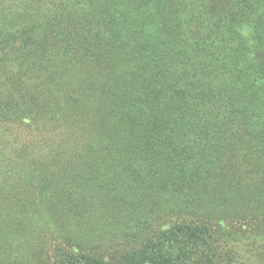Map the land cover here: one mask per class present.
<instances>
[{
  "label": "rangeland",
  "instance_id": "374dc122",
  "mask_svg": "<svg viewBox=\"0 0 264 264\" xmlns=\"http://www.w3.org/2000/svg\"><path fill=\"white\" fill-rule=\"evenodd\" d=\"M63 1L0 0V264L176 229L179 264H264V0H98L88 52Z\"/></svg>",
  "mask_w": 264,
  "mask_h": 264
},
{
  "label": "trees",
  "instance_id": "16d2710c",
  "mask_svg": "<svg viewBox=\"0 0 264 264\" xmlns=\"http://www.w3.org/2000/svg\"><path fill=\"white\" fill-rule=\"evenodd\" d=\"M98 0H65L60 2L52 17L55 19H62L66 24V29H62L61 42L64 52H88L89 38L94 33L93 24L100 26H107V8L119 2L120 0H104L108 7L106 11L102 7V4L96 3ZM153 0H143V2H150ZM260 1V0H259ZM65 2V3H64ZM247 5H250L253 9V5H257L256 0H244ZM112 3V4H111ZM111 4V5H109ZM145 4V3H144ZM115 7V5H114ZM113 7V8H114ZM115 14V11L113 12ZM116 18V17H115ZM110 20V19H109ZM110 25L114 24L113 20H110ZM110 36L113 35V31L110 29ZM120 35V34H116ZM115 36V35H114ZM107 39V38H106ZM105 39V40H106ZM111 39V38H110ZM102 40V41H105ZM187 229H176L160 233L157 236L156 244L149 246L143 252L140 253H128L125 257L126 264H179L178 259L175 256L180 254L182 246L187 245L188 242L193 241L194 237L188 236ZM200 228L190 230L194 235L200 234ZM193 239V240H192ZM162 243L161 246L157 244ZM173 253V254H172ZM53 264H105L100 262L95 257H91L78 252L65 251L62 249L55 250ZM187 264V263H186Z\"/></svg>",
  "mask_w": 264,
  "mask_h": 264
}]
</instances>
